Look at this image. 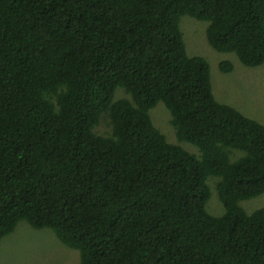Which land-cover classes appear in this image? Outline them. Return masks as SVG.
<instances>
[{"label":"trees","instance_id":"trees-1","mask_svg":"<svg viewBox=\"0 0 264 264\" xmlns=\"http://www.w3.org/2000/svg\"><path fill=\"white\" fill-rule=\"evenodd\" d=\"M186 16L264 66V0H0V242L27 222L80 264H264V208L241 205L264 195V125L217 101ZM159 103L198 155L155 126Z\"/></svg>","mask_w":264,"mask_h":264},{"label":"rangeland","instance_id":"rangeland-1","mask_svg":"<svg viewBox=\"0 0 264 264\" xmlns=\"http://www.w3.org/2000/svg\"><path fill=\"white\" fill-rule=\"evenodd\" d=\"M181 30L188 54L207 59L211 69L213 93L218 102L232 106L248 118L264 125V66L247 68L234 54L219 53L208 44L206 32L208 24L188 16L181 20ZM229 61L234 70L229 74L220 71V64ZM130 99L121 89L116 100ZM150 116L155 126L167 137L171 144L181 145L198 155V149L190 144H181L171 124L170 112L163 103L151 110ZM110 120L105 117L96 132L101 136L111 133ZM220 179L210 177L208 184L211 198L207 203L210 215L221 217L225 207L220 201L217 187ZM248 212L264 208V195L241 203ZM0 264H80V253L65 246L50 229L35 230L27 222H21L17 230L0 242Z\"/></svg>","mask_w":264,"mask_h":264}]
</instances>
